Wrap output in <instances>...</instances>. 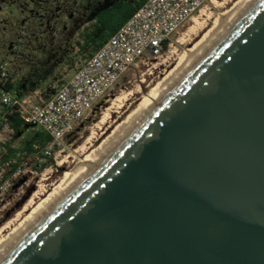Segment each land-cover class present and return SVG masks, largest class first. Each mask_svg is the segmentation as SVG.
I'll return each mask as SVG.
<instances>
[{"label":"water","instance_id":"water-1","mask_svg":"<svg viewBox=\"0 0 264 264\" xmlns=\"http://www.w3.org/2000/svg\"><path fill=\"white\" fill-rule=\"evenodd\" d=\"M0 264H264V0Z\"/></svg>","mask_w":264,"mask_h":264},{"label":"rangeland","instance_id":"rangeland-1","mask_svg":"<svg viewBox=\"0 0 264 264\" xmlns=\"http://www.w3.org/2000/svg\"><path fill=\"white\" fill-rule=\"evenodd\" d=\"M236 1L233 0L228 7H232ZM90 2L91 0H0V61L7 62V72L17 84L23 81L28 69L24 57L35 56L41 62L58 65L46 81L41 83L40 90L43 94H52L83 64L86 57L77 53L78 48L74 43L78 34L71 36L68 31L72 25L85 19L86 14L82 10ZM204 7L213 15L225 11V7L214 6L211 1ZM191 23L192 20L173 37L172 44L162 53L122 73L109 93L93 108L92 113L65 135L61 145L54 146L52 154L47 157V162L50 161L45 167H40L45 162V157L30 156L27 165L22 164L17 175L12 174L8 166L5 168V180L0 182V230L6 228L1 231V237L7 235L16 225L15 222H18L12 221L13 219L21 218L32 206L39 204L51 193L56 181L90 157L92 151L113 130V127L107 130L106 125L101 129L95 126L114 97L131 93L124 107L119 112L111 113L110 121L118 120L119 123L129 117L140 99L151 93L172 70L177 62H168L166 56L174 51L179 57L193 46L179 42ZM211 26L212 22L195 41L200 40ZM17 84L13 90L18 89ZM31 130L36 129L29 128L12 142V146L20 147ZM91 135L94 137L88 142L87 138ZM10 137L5 135V141H9ZM34 193L36 197L32 198ZM31 198L33 204L30 203ZM25 207L27 211L23 210Z\"/></svg>","mask_w":264,"mask_h":264},{"label":"built area","instance_id":"built-area-1","mask_svg":"<svg viewBox=\"0 0 264 264\" xmlns=\"http://www.w3.org/2000/svg\"><path fill=\"white\" fill-rule=\"evenodd\" d=\"M209 1L146 0L52 94L36 89L21 95L6 88L7 63L0 62V142L13 134L8 113L14 111L30 128L50 136V142L40 149L44 156H50L54 146L61 145L65 135L92 113L122 73L162 53ZM22 164L27 165L21 162L12 174L17 175ZM7 166H1L0 180H5Z\"/></svg>","mask_w":264,"mask_h":264},{"label":"bare ground","instance_id":"bare-ground-1","mask_svg":"<svg viewBox=\"0 0 264 264\" xmlns=\"http://www.w3.org/2000/svg\"><path fill=\"white\" fill-rule=\"evenodd\" d=\"M210 1L214 6L225 7V11L218 15H213L210 10L204 7L192 17V23L185 32H183L179 42L188 45L193 44V46L182 52L179 57L175 55L174 51L166 56L168 62H177L175 66L158 83L151 93L140 99L131 115L119 123L118 120L110 121L111 113L119 112V110L124 107V103L129 99L131 93L114 97L115 99L112 104L106 107L102 117L95 126L101 129L102 126L106 125L107 130L112 127L113 130L108 133L101 144L92 151L90 157L85 158L81 163L75 165L73 170L65 172L53 185L51 193L39 202V204L32 206L30 211L22 215L21 218L16 217L12 220H18V222H15L16 225L10 229L7 235L1 237L0 234V259L30 228L41 220L58 200L69 193L74 186L88 174L91 168L104 158L120 140L139 123L144 115L156 105L160 97L165 94L168 87L172 86L174 82L193 65V62L197 61L199 56L202 55L207 48H210L212 44H214L240 16H243L257 0H237L230 8L228 5L233 0ZM211 22L212 26L206 30L204 36L200 40L195 41L201 33L208 28ZM93 137V135L89 136L87 138L88 142H90ZM83 149L84 147H82V150ZM35 195L36 193L33 194L32 198H35ZM32 198L30 199V203L33 204ZM23 210L27 211V208L25 207ZM4 228L0 230V233Z\"/></svg>","mask_w":264,"mask_h":264},{"label":"trees","instance_id":"trees-1","mask_svg":"<svg viewBox=\"0 0 264 264\" xmlns=\"http://www.w3.org/2000/svg\"><path fill=\"white\" fill-rule=\"evenodd\" d=\"M145 2L146 0H91L82 10L86 14L85 19L72 25L68 31L71 36L74 33L78 34L74 42L78 48L77 53L84 55L86 59L90 57ZM24 59L28 69L23 76V81L17 84L12 75L7 72L5 83L6 88H13L17 84V92L21 95L40 89L41 83L46 81L47 77L53 73V69L58 66L41 62L35 56L24 57ZM4 62L7 63L2 61ZM54 92L55 90L52 93ZM8 122L13 129V134L9 141L0 142V168L8 163L9 171H13L21 162L28 163L30 156L45 157V162L39 164L41 168L45 167L50 160L47 162L49 157L44 156L40 149L50 142V136L41 130H31L22 145L16 148L12 146V142L30 127L14 111L8 113ZM5 176L6 172L3 178Z\"/></svg>","mask_w":264,"mask_h":264}]
</instances>
